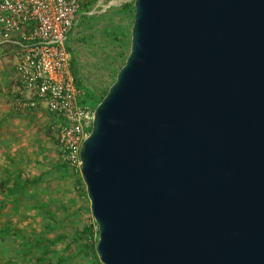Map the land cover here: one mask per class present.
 I'll list each match as a JSON object with an SVG mask.
<instances>
[{
  "label": "water",
  "instance_id": "water-1",
  "mask_svg": "<svg viewBox=\"0 0 264 264\" xmlns=\"http://www.w3.org/2000/svg\"><path fill=\"white\" fill-rule=\"evenodd\" d=\"M81 177L102 264H264V0H133Z\"/></svg>",
  "mask_w": 264,
  "mask_h": 264
},
{
  "label": "rangeland",
  "instance_id": "rangeland-1",
  "mask_svg": "<svg viewBox=\"0 0 264 264\" xmlns=\"http://www.w3.org/2000/svg\"><path fill=\"white\" fill-rule=\"evenodd\" d=\"M124 3L133 6V0H83L69 35L72 71L85 93L84 102L92 107L115 80L129 51L133 11H122ZM9 54L0 47V58L7 63ZM8 84L0 81V227H16L32 238L67 236L53 247L55 258L66 257L62 264H102L83 247L96 245V224L81 175L72 173L59 157L54 117L25 107L23 101H11ZM17 174L33 184L14 196L7 193L10 184L5 181ZM86 226L92 227L90 239L81 233ZM13 242L10 236L0 237V257L17 256Z\"/></svg>",
  "mask_w": 264,
  "mask_h": 264
},
{
  "label": "built area",
  "instance_id": "built-area-1",
  "mask_svg": "<svg viewBox=\"0 0 264 264\" xmlns=\"http://www.w3.org/2000/svg\"><path fill=\"white\" fill-rule=\"evenodd\" d=\"M83 0H0V47L14 50L18 93L25 107L54 117L58 154L81 175L80 150L94 107L72 71L67 47Z\"/></svg>",
  "mask_w": 264,
  "mask_h": 264
},
{
  "label": "trees",
  "instance_id": "trees-1",
  "mask_svg": "<svg viewBox=\"0 0 264 264\" xmlns=\"http://www.w3.org/2000/svg\"><path fill=\"white\" fill-rule=\"evenodd\" d=\"M84 8H87V4L84 5ZM121 10L134 11L131 3L130 4L124 3L122 5ZM121 10H119V12H122ZM116 11H118V8L116 9ZM73 73L75 72L73 71ZM102 97L99 98V101L102 99ZM21 178L22 176H20V174H17L14 179H11L10 177L6 179L5 181L6 184L7 183L10 184L7 192L8 194L10 193L14 196L23 194L24 190L28 187V185L33 184V182H31L29 179H21ZM81 233L83 235H86V237L90 239L92 235V227L91 226L84 227ZM96 233L98 236L97 226H96ZM7 236L12 237L14 241L13 243L17 245L18 248V250H16L17 256L15 255L8 256L7 254H2V256L0 257V264H62L63 261L66 259V257L64 256L55 258L57 251L53 249V247L56 245V243L59 240L67 239V236L58 235L52 239L44 238V237L32 238L26 235L25 233H23L21 230L17 229L16 227L3 224L0 227V237H7ZM94 244L93 243L83 244V247L88 249L91 252V255L95 259H97V254L95 252L96 250ZM15 245L10 244L9 246L10 248H13L15 250Z\"/></svg>",
  "mask_w": 264,
  "mask_h": 264
},
{
  "label": "crops",
  "instance_id": "crops-1",
  "mask_svg": "<svg viewBox=\"0 0 264 264\" xmlns=\"http://www.w3.org/2000/svg\"><path fill=\"white\" fill-rule=\"evenodd\" d=\"M7 51L11 54H9V61L10 63H7L5 61V58H0V81H9V88L11 89L10 97L11 101L17 100V103L22 102V99L18 93V86L16 82V73H15V63H16V56L14 55V50L7 49ZM19 98L21 100H19ZM19 101V102H18ZM13 104L15 102H12Z\"/></svg>",
  "mask_w": 264,
  "mask_h": 264
}]
</instances>
